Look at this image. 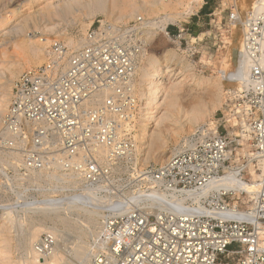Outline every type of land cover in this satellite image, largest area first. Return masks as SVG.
Wrapping results in <instances>:
<instances>
[{"label": "built area", "instance_id": "built-area-1", "mask_svg": "<svg viewBox=\"0 0 264 264\" xmlns=\"http://www.w3.org/2000/svg\"><path fill=\"white\" fill-rule=\"evenodd\" d=\"M148 21L143 16L129 23L100 20L74 50L55 41L46 62L15 81L0 142L27 169L60 167L85 187L110 180V170L121 161H130L134 170L135 177L124 183L131 192L202 190L239 170L254 186L250 205L238 203L248 194L244 191L202 196V211L174 206L149 211L141 206L146 201L131 202L128 211L106 217L86 264H264V70L258 62L252 65L249 89L237 94L242 104L230 116L240 120L239 134L201 126L159 167L139 165L132 133L143 102L136 70L149 50ZM257 35L264 37L260 30ZM233 136L240 138L237 146L246 145L240 163L233 158ZM231 196L237 199L233 203L227 202ZM231 207L239 218L227 217ZM38 246L48 250L46 242Z\"/></svg>", "mask_w": 264, "mask_h": 264}, {"label": "rangeland", "instance_id": "rangeland-1", "mask_svg": "<svg viewBox=\"0 0 264 264\" xmlns=\"http://www.w3.org/2000/svg\"><path fill=\"white\" fill-rule=\"evenodd\" d=\"M2 1L3 0H0V4L3 3L1 5L2 9L0 8V14L2 13L1 14L2 16L12 15V13L15 14L16 12L17 13H16V19H14L9 25L10 29L8 28L9 30L0 38V49H1L0 52L1 53L3 52L2 55L5 54V57L7 56L6 58L7 63L10 61L18 62L19 73H17V76L15 78L13 79L10 78V76L8 75V70L6 68L7 63H5L6 61L4 63L2 62L3 60H5L4 59L5 57H1L2 55L0 53L1 55L0 56V101L1 100L7 101L6 110L0 112V126H1L0 131L2 129L3 119L5 117V114L8 112V108L11 103L10 98L12 99V92L15 81L24 71L31 68L39 67L40 65L45 63L46 60L48 59V56L51 54V52L49 51L53 43H55V41L62 42L66 44L70 50H74L75 48L72 49L73 46L70 45V41H69L71 38H73L72 36L80 37L84 40L85 33L89 29L96 28L99 25L100 20H105L110 22L112 20L118 23L119 21L120 23L123 22L129 23L132 20H134L136 16L139 15L140 13L139 11H141L143 13L142 15L147 19L151 18V15L147 14L143 9L144 8L143 1L145 0H138V1L127 0L126 1L128 3L127 5H129L131 1L134 3L136 2L138 4L137 7L138 11H136L133 14V16L126 18L124 20L121 19L119 20L118 18H117L118 20L114 19V16L116 18L118 15L117 13L119 12L118 11L119 6H115L113 4V0L112 3L110 2L111 0H105V4L101 9H97L98 6L96 5L97 3L95 2V0H86L84 6L83 5L76 6V9H73L68 14L63 13L60 15V13H58L57 11L53 13L54 16H52L53 14L51 15L52 18L50 16L47 17L46 15L44 16L45 17L44 19H42L41 16L39 15H41V13L45 11L47 6H50V4L53 3L52 1L54 0L51 1L48 0L49 2L46 0H40L34 4L32 3L30 5H23L21 7L12 4V2H10L9 0L7 1L4 0L3 2ZM26 2L28 3V0ZM178 2L179 0L164 1V3H167L165 4L167 6L166 10L160 12L159 15H164V12L172 13V14L183 12L186 9L185 4L187 3V0H184L183 2L180 3ZM57 3H59V1L58 2L56 1V4ZM177 3L179 5H177ZM193 5L194 7L189 15H183L179 17L178 21L174 22L173 24L170 23V25H168V31L170 35L173 38L179 37L178 39H175V42L173 40H169L160 33L156 34L155 35L156 37L153 38L152 40L151 39L147 40L148 48L152 55L151 60L153 61V56L155 53L161 54L163 49L172 48L175 50V52L178 54V56L181 59L183 58L185 62H187V64L189 65L188 68L190 72L193 73L195 76L197 77L202 76L206 78H216L222 76L223 68L222 65L220 64V61L222 60V54L223 52L228 50L233 40L231 34H233V22H232L233 14L236 11L235 0H196L193 3ZM30 10H32L33 12ZM240 10H242V8ZM108 11L112 15L111 14L109 15ZM248 11L249 8L244 10L245 13H247ZM35 15L39 17L36 20L31 19L30 16H35ZM108 15L112 17L109 18ZM181 30L182 32L180 34ZM39 37L40 38L42 37V39L43 38L49 39L50 41L46 43H42L41 41H39V44L38 42L34 43L38 45L41 50V58H40V62L34 65L30 64L29 66L28 63L22 60L19 55L21 52L20 46L24 44H30L32 41L35 40V38H39ZM5 44H7L6 45L7 47L5 46V50H3ZM42 44H44L45 46ZM162 79L164 81H168V80L170 81V77H164ZM3 85L4 86L10 85L11 91L9 90L8 92L7 89L4 90L1 89ZM180 88L181 89L179 91V98H178V103H180L178 104L179 105L178 108L180 111H177L175 113V116L173 117L172 120L166 122L164 125L159 126L158 128V132L161 133V139L163 140V144L160 148V154L154 157L153 156L155 153L154 152L153 155L152 156L150 155L147 160H143L145 156H147V155L145 156L143 155L147 150L140 152L138 154L139 165L142 164V166L150 167L152 165L151 167H159L161 164L165 163L166 159H168V157L171 154H173L172 151L175 152L178 149V147H180L183 144L185 139L194 136L196 134L197 128L201 126L209 127L210 131L218 128V132H220L222 135H226L227 133L232 131L234 135H236V133L239 134L240 120L238 119L232 121V117L230 116L232 109H233L232 114L236 116L235 112L240 106V104H242V101L240 102V104L236 101L237 94L242 92L239 89H235L236 86L234 87L231 86L230 84H225L223 81H221L220 84L218 85L208 84V86H206L197 83V81L195 82L194 80L187 79L184 80ZM216 88L218 89L215 90ZM199 99L202 100V102L204 103L206 115L202 121L193 124L192 122H190V120H188L189 116H191V114H188V112L192 113V110L194 109L196 104L200 102ZM140 123H141V118L140 121H137L136 128H133L134 130L132 134L134 136H138V133L140 132L139 130L141 126ZM239 139L240 138L235 136L231 137V140L233 141V145L231 147L234 150L233 158L237 163H240L244 160L243 151L247 150L245 144H244L245 147L237 146ZM137 141L139 144L138 139ZM0 147L2 148V149L0 148V152H2V154L0 153V157H1L0 160L2 161V159L4 158L5 161L3 160L2 162H7V163H2L0 161V215L1 213H3L5 209L7 210L14 209L15 211L12 210L14 212L13 214L15 218L18 220V221L15 220V222H13L14 224L18 222L16 224L17 226L14 225L13 227L12 224L10 231L8 230L6 232L5 236L9 238L7 239L8 241L2 240L1 239L2 236L0 235V241H1L0 262H5L8 260L16 261L21 258L20 256L25 255L24 254L25 247L24 248L22 246L20 247V244L18 242L23 240V238L25 237V235H27V232L29 231V228H31V226L42 224V227H52L54 226L53 222H55L56 219L64 218V219H68L69 221L71 220L72 225L75 226L74 228L72 227V229L74 230L69 229L67 227L64 228L62 227L63 225L61 224L57 226L58 228L63 229L65 233L64 236L66 237V239L63 236L60 241H57L58 239L53 240L50 233L43 232L40 235L39 240L35 243V246L36 244L42 242H46L48 247L55 246L56 244L60 243L62 252L65 250V252H63V255L65 256L64 258H66L61 262V264H70L71 261H73L74 264H81V263L85 264L86 263L84 262L85 260L83 261L76 260V258L73 255L72 248L77 243L85 242L88 245L87 246L89 252L88 254H90L92 245L96 240L98 233H100V230H102L106 222L105 217L107 216L108 211L106 209L105 210L99 209L103 217L102 218L101 216H99L98 218L96 217V220L99 222H96L98 223L96 224L98 226L96 227L95 225L96 228L94 229L95 231L94 232L89 230L90 212L88 213L87 211H83L75 208L69 209L68 206L69 204L66 203H64V205L59 208V211L56 212L54 206L45 205L43 201L45 200L46 203L49 200L50 202L48 201V203H52L53 199H54L53 202H55L57 199H63V197H70L69 194H79L86 190H93V192H95V195L97 194L98 197L104 196V198L105 197L107 198L108 196L112 197L115 195L123 196L124 194H127L132 190V187L131 189H129L130 185L124 183L132 180L135 177L134 170L131 167L130 161H121L112 170H110V175H111L110 180H107L104 183H97L94 185V187L92 186L85 187L84 182L79 177L76 178L78 184L77 183L68 184L63 180L60 179L53 180L49 177H48L49 179L46 178L43 181V179L47 177L46 173L45 174L43 173L44 175L43 174L41 175V173L39 172L40 169L39 170L34 169L30 172L31 169H27L26 167H24L23 166L24 164L22 162H20V164H17V166L16 164L12 166L11 165L12 162H8L7 155H10L12 158L17 156H13L15 154L10 152L11 150L8 152V149L6 148V146H4V144L0 143ZM236 148H239V150H241L242 152L236 153L235 152ZM157 152L159 151H156V153ZM11 153L13 155H11ZM161 156H163V158H159ZM229 162L230 161H228V163ZM15 166L17 167L16 169H14ZM2 168L4 169L1 170ZM49 168H53V167H49ZM61 170L65 172L64 169ZM33 171H35L36 173L38 172L40 173L34 175L35 177H38L37 179L35 177H31L35 173V172L33 173ZM65 173H68V171H66ZM69 173L73 174L71 172ZM20 175L23 179L20 177ZM28 176L29 178L30 177L31 178L29 179ZM39 178L40 180L38 182ZM79 180H81L82 182H80ZM56 181H58V183ZM248 195L249 194L246 193H244V195L242 194L240 196V199L238 200V203L243 205L244 204L250 205L251 202H248L250 200L249 199L250 195L249 196ZM236 200H237L236 196H231V199H227V202L233 203ZM46 206H48L49 209L51 210L49 211L51 215L49 214L48 216H46L41 211H39V208ZM95 207L89 206V208H93V209ZM61 209H63L64 211H62ZM29 215L30 217H28ZM29 218L32 219L30 220ZM42 221L44 222V224ZM1 222L3 223L4 220H1L0 217V226L2 225ZM84 226L86 227L84 228ZM75 228L77 230H75ZM84 230H86V232L88 231L87 232L88 235L85 236L83 235ZM47 241H50V243ZM6 243H9L8 245L11 247H8ZM19 247L22 249V251ZM16 264H25V263L22 262Z\"/></svg>", "mask_w": 264, "mask_h": 264}, {"label": "bare ground", "instance_id": "bare-ground-1", "mask_svg": "<svg viewBox=\"0 0 264 264\" xmlns=\"http://www.w3.org/2000/svg\"><path fill=\"white\" fill-rule=\"evenodd\" d=\"M9 1L12 2V4H15V5H18L19 7H21L23 5H30L32 3L34 4L40 0H28V3L26 2L27 0H9ZM46 1H48V0H46ZM56 1L57 2L59 1V3L56 4ZM126 1L127 0H113V4L115 6H119V8H118L119 12L117 13L118 15L116 18L114 16V19L118 18L119 20L120 19L124 20L126 18L133 16V14L136 11H138V9H137L138 4L136 2L134 3L131 1V3L129 5H127L128 3ZM164 1H166V0H145V1H143V6H144L143 9L145 10V12L147 14L151 15V18L148 19L149 21L145 24V29H144V32L148 38L147 40H150V39L152 40L153 38L156 37L155 36L156 34L160 33L164 37L168 38L169 40H173L175 42V39H178L179 37L173 38L170 35V33L168 32L167 27H168V25H170V23L173 24L174 22L178 21L179 17H181L183 15H189L191 13V10L194 7L193 3L196 0H187V3L185 4L186 9L181 13L172 14V13H165L164 12V15H159L160 12H163L166 10L167 6L165 4H167L168 2L164 3ZM183 1L184 0H179L178 3L183 2ZM52 2L53 3L50 4V6H47L45 11H43L41 13V15H39V16H41L42 19H44L45 18L44 16H46V15H47V17H49V16L51 17V15L57 11H58V13H60V15L63 13L68 14L73 9H76V6H79V5L84 6V3L86 2V0H54ZM95 2L97 3L96 5L98 6L97 9H101L105 4V0H95ZM110 2L112 3V0ZM178 3H177V5H179ZM2 4H0V6ZM174 4H176V3H174ZM19 7H18V9H19ZM235 7H236V11L233 14V21H232L233 22V34H231L232 39H233L232 44L228 48V50L223 52L222 60L220 61V64L222 65V68H223L222 76H219L216 78H206V77H202V76H200V77L195 76L193 73L190 72V70L188 68L189 65L187 64V62H185V60L183 58L181 59L178 56V54L175 52V50L172 48H165V49H163L162 53L158 52L161 54L155 53L153 56V61L151 60L152 55H151V52L149 50H147L141 54L140 63L137 65V70H136V74L138 76L137 81H136V87H137V90L139 93L140 101H141V99L143 100V102L140 104L141 109L139 111V116L141 118V123H140L141 126L139 128L140 132L138 133V136H135L136 140L137 139L139 140V144L137 141V149H136L137 157H138V154L140 152L146 151V150L147 151L143 155L144 156L147 155V156H145V158L143 160H147L150 155L151 156L153 155L154 152H155L153 155L154 157H156L158 154H160V148L163 144V140L161 139V133L158 132V128H159V126H162L166 122H169L170 120H172L173 117L175 116V113L177 111H180L178 108V106H179L178 104H180V103H178V98H179V91L181 89L180 86L184 82V80H187V79L188 80H194L195 82L197 81V83H200V84H203L206 86H208V84L218 85V84H220L221 81H223L225 84H230L231 86H234V87L236 86L235 89H239V90L243 91V90L249 89L248 82L251 81V79L249 77V68L258 62L260 64L259 69L262 68V70H264V37L258 38V35H257L258 30H260L262 32V34L264 35V25H262V26L259 25L260 21H262L264 23V0H235ZM0 8L2 9V6ZM241 8H242V10H240ZM247 8H249V11L247 13H245L244 10ZM30 11H32V10H30ZM113 12H115V11H113ZM139 12L140 13L138 16H143L142 15L143 13L141 11H139ZM16 13L15 14L12 13V15H6V16L5 15L2 16L1 15L2 13L0 14V38L10 29L9 25L11 24V22L14 19H16ZM108 13H109V11H108ZM110 14L111 13H109V15ZM109 15H108V17L111 18L112 16L110 17ZM39 16L35 15V16H30V17H31V19L36 20ZM52 16H54V14ZM138 16H136V17H138ZM24 17H26V16H24ZM54 19H55V17H54ZM111 22L114 23L115 21L111 20ZM116 23H118V22H116ZM119 23H120V21H119ZM51 28H53V27H51ZM30 35H32V34H30ZM72 37L73 38H71L69 40L70 45L73 46L72 49H74V48L77 49L80 46H82V44H83L82 38L74 37V36H72ZM29 41H30V39H29ZM39 41H41L42 43H46L50 40L46 39V38L42 39V37L41 38L39 37V38H35V40L31 42L32 44L30 43V44H24V45L20 46L21 52L19 55H20L22 60H24L28 63L29 66H30V64L34 65V64H37L38 62H40L41 50H40L38 45L34 44L35 42L36 43L38 42V44H39ZM6 45L7 44L4 45L3 50H5ZM42 45H44V44H42ZM17 46H15V47H17ZM258 52L261 53L260 56H258ZM2 53H1V55H2ZM47 54H48V52H47ZM3 55L1 57H5V54H3ZM6 58H7V56L4 58L5 60L2 61L3 63L5 61H6L5 63H7ZM15 59H17V58H15ZM154 64H155V68L153 70ZM1 65H2V63H1ZM18 67H19L18 62H16V61H10L7 63L6 68L8 70V75L10 76L11 79L15 78L17 76V73H19ZM150 69H152L151 70L152 72H150ZM153 72H154V78H152V75H151ZM164 77H170V81L169 80L164 81L162 79ZM180 77H182V78H180ZM1 89H3V90L7 89V91L9 92V90L11 91V86L10 85H6V86L3 85V87ZM217 89L218 88H216L215 90H217ZM207 90H209V89H207ZM190 93H192V92H190ZM207 93H208V91H207ZM12 99H13V92H12ZM12 99L10 98L11 101H12ZM210 107H211V105H210ZM6 108H7V101L1 100L0 101V112L3 110H6ZM188 114H191V116H189L188 120H190V122H192L193 124H195L199 121H202L206 115L205 106H204V103L202 102V100H200V102L196 104V106L192 110V113L188 112ZM0 128H1V126H0ZM164 132H165V130H164ZM0 134H1V131H0ZM3 149H5V148H3ZM156 151H159V152L156 153ZM172 152L174 153V151H172ZM0 153L2 154V152H0ZM13 154L11 153V155H13ZM13 156H15V155H13ZM7 157H8V162H12V164H11L12 166L15 164L17 166V164H20V162H22L21 161L22 159L20 157H13L12 158L10 155H7ZM159 158H163V156H161ZM5 159H7V158H5ZM3 160H4V158L2 159V161ZM137 161H138V158H137ZM161 162H162V160H161ZM2 163H7V162H2ZM2 165H4V164H2ZM16 166L14 169L17 168ZM3 169L4 168H2L1 170H3ZM61 169L62 168H60V167H53V168H49V169L45 168L42 170L41 169L40 170L38 169V170L41 173V175L43 173L44 174L46 173V175H47V177H45L43 179V181L49 177L53 180L54 179L63 180L64 182H66L68 184H72V183L76 184L77 183V180H76L77 177L75 175L70 174L69 172L65 173L66 171L64 172ZM31 171H32V169L30 170V172ZM238 171L239 170L229 171L227 174H224L223 176L216 178L213 181H211L202 190H189V191H185L183 193L166 192V191H160L158 189H152L151 191H146V192L138 190V191H134V192H128L127 194H124L123 196L115 195L112 197L108 196L107 198L106 197L104 198V196L98 197L97 194L95 195V192H93V190H86V191L79 193V194H69L70 197H63V199H57L55 202H53L54 201V199H53L52 203H48L49 200L48 201L46 200L47 201L46 203H45V200L43 202L45 205L54 206V209L56 212L59 211V208L62 207L64 205V203L69 204L68 205L69 209L75 208V209L87 211L88 213L90 212L89 230L94 231V229L98 226V225H96V224H98L96 222H99L96 220V217L97 218L99 216H101V218L103 217L102 213L100 212L99 209H104V210L106 209L108 211V213H107V216H108L109 213H111V212H126V211H128L133 206L131 204V202H136V204H139L141 201H146L145 203L143 202L144 204H142L141 206H143L145 209L147 208L149 211L155 210V208H159V210H163L165 206H167V207L168 206L169 207L174 206L178 209H184V210H187V209L196 210V209H198L199 211H202L204 209L203 203L201 201L202 196L205 198H208V197L214 195V193L217 191H219V192H222V191H225V192H229V191L242 192V191H244V192H247L250 196H252L254 193L253 192L254 191L253 184L251 182H248L247 180H244L243 178H241L238 175L239 174ZM34 172L35 171H33V173ZM35 173L31 177H35L34 175L38 174V173H36V174ZM38 176H40V175H38ZM20 177H21V175H20ZM17 178H16V181H17ZM28 178H29V176H28ZM35 178L37 179L38 177H35ZM39 180H40V178L38 179V182H39ZM41 181H42V179H41ZM63 181H61V182H63ZM79 181L82 182L81 180H79ZM56 182L58 183V181H56ZM62 185H64V184H62ZM143 199H145V200H143ZM151 202H153V203L156 202V203L150 204ZM89 206H93V207L96 206L98 208L95 207L93 209V208H89ZM34 207H36V206H34ZM47 207L48 206L39 208V211H41L46 216H48L50 214L49 211H51L49 209V207L48 208ZM4 208H6V207H4ZM10 209H12V208H10ZM12 210H14V209H12ZM12 210L5 209L3 211V213H1V215H0L1 220H4L3 223L1 222L2 225L0 226V235L2 236L1 239L4 241L5 240L8 241L7 239H9L8 237L5 236L6 232L8 230L10 231V228L12 226L14 227V225H16L18 223V222H16L15 224L13 223V222H15V220L16 221H18V220L15 218V216L13 214L14 212ZM61 210L64 211L63 209H61ZM231 212L233 213V215H227V217L239 218V214H237L238 209L236 207H233V208L231 207ZM221 214L226 215L227 213H221ZM28 217H30V215ZM31 217H33V216H31ZM224 217H226V216H224ZM48 219H49V217H48ZM33 221H35V220H33ZM43 224H44V222H43ZM53 224H54V226H52V227H42V224L31 226L32 225L31 224L30 225L31 228H29L27 235H25V237L22 240L23 242L20 241L21 242L20 243L17 241L20 244V247L21 246L23 248L25 247V253H24L25 255L20 256L21 258L19 260H16V261L8 260L5 262H0V264H16V263H22V262L25 264H61V262L63 260H65L66 258H64L65 256L63 255V252H65V250L63 249L64 251L62 252L60 243L56 244L55 246H51V247L49 246L48 250H45L44 247L39 248V246L37 248L36 247L37 244L35 246V243L39 240L40 235L43 232L50 233L53 240L58 239L57 241H60L65 233H64L63 229H60L57 227L59 224L63 225L62 227H64V228L67 227L69 229H72V227L73 228L75 227L72 225L71 220L69 221L68 219H64V218L56 219V221L53 222ZM76 224H77V222H76ZM74 225H75V222H74ZM95 225H96V227H95ZM16 226H15V228H16ZM85 227L86 226H84V228ZM17 228H20V227H17ZM72 230H74V229H72ZM75 230H77V229L75 228ZM80 230H82V229H80ZM79 232H81V231H79ZM87 232H86V230H84L83 235L84 236L88 235ZM96 233H98V232H96ZM65 239H66V237H65ZM10 241H13V240H10ZM6 244L8 245L9 243H6ZM6 246H5V248H6ZM87 246H88L87 243L81 242V243H77L72 248L73 255L76 258V260H79V261L85 260L84 262H86V263L88 262L90 254H88L89 252H88ZM8 247H11V246L8 245ZM8 249H10V248H8ZM21 251H22V249H21ZM16 259H17V257H16ZM70 264H74V262L71 261Z\"/></svg>", "mask_w": 264, "mask_h": 264}]
</instances>
